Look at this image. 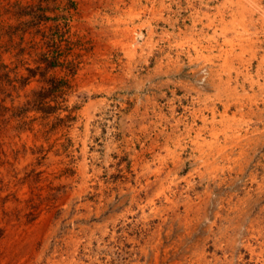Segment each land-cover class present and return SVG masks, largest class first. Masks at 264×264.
<instances>
[{"label":"rangeland","instance_id":"1","mask_svg":"<svg viewBox=\"0 0 264 264\" xmlns=\"http://www.w3.org/2000/svg\"><path fill=\"white\" fill-rule=\"evenodd\" d=\"M51 55L55 109L0 124V264H264V0H0L3 83Z\"/></svg>","mask_w":264,"mask_h":264},{"label":"trees","instance_id":"2","mask_svg":"<svg viewBox=\"0 0 264 264\" xmlns=\"http://www.w3.org/2000/svg\"><path fill=\"white\" fill-rule=\"evenodd\" d=\"M56 65V58L51 55L45 66L28 68V74L23 78H8L6 76L7 79H5V83H3V78L0 76V124L5 123L10 118H14L16 120V126L13 129L15 130L23 127L22 125L25 122L23 120V116L28 110L34 109L35 111H53L55 109V106L49 104L48 101L56 100L55 98L57 97V93L60 91L65 82V80L58 79L50 73V70ZM36 74L40 76V85L37 88L30 90L29 93L25 95L26 98L21 105H12L7 107L2 104L4 96H10L11 91L17 87L15 86L14 81H18L19 86H22L30 76H34ZM2 128L3 127L0 126V130H2Z\"/></svg>","mask_w":264,"mask_h":264}]
</instances>
